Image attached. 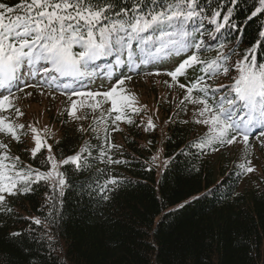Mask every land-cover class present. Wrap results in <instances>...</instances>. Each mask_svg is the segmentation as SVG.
Instances as JSON below:
<instances>
[{
    "label": "trees",
    "instance_id": "trees-1",
    "mask_svg": "<svg viewBox=\"0 0 264 264\" xmlns=\"http://www.w3.org/2000/svg\"><path fill=\"white\" fill-rule=\"evenodd\" d=\"M123 2L134 4L135 0ZM262 7L260 0H197V19L175 29L161 26L163 31L133 39L130 48L121 47L119 53L106 56L111 63L101 75L119 79L134 71L139 76L195 53L204 63L189 69L181 80L190 84L203 77L200 86L210 90L192 95L206 96L210 104L219 105L221 97L231 94L244 54L255 47L257 63H264L260 46L264 13L253 15ZM229 11L228 25L219 27L223 20L214 14L220 12L222 17ZM165 31L173 34L167 36ZM147 37L151 39L144 43ZM117 59L124 61L118 68ZM214 60L222 61L228 73L207 75L204 69ZM81 73L86 77L85 87L97 79L88 64ZM25 83L43 85L39 75L24 74L11 87L12 95ZM53 83L45 84L46 90L61 95ZM8 94L0 88V95ZM183 112L180 106L172 114L160 170L151 162L156 131L145 137L137 114L128 117L131 124L119 121L125 130L119 138L107 127L103 132L97 125L86 130L75 127L66 113L56 118L60 136L51 143L52 153L58 160L79 154L80 167L60 164L66 180L62 194L49 180L31 184L26 193L6 196L0 204V264H264V166L260 174L248 176L234 162L215 164L212 154L229 144L217 141L202 149L199 145L209 134H198L195 123L186 120ZM104 115L113 121V115ZM252 131L250 136H256L264 131V124ZM27 133L18 130L19 142L11 137L9 161L19 170L45 172L47 153L42 150L33 158L27 149ZM109 158L123 163H108ZM109 179L117 183L108 185Z\"/></svg>",
    "mask_w": 264,
    "mask_h": 264
},
{
    "label": "snow or ice",
    "instance_id": "snow-or-ice-1",
    "mask_svg": "<svg viewBox=\"0 0 264 264\" xmlns=\"http://www.w3.org/2000/svg\"><path fill=\"white\" fill-rule=\"evenodd\" d=\"M260 3L264 5V0H260ZM196 9L197 0H135L134 4H126L120 0L119 6L116 5V0H19L15 5L0 3V88L9 91L8 95H0V112L12 109L11 87L19 83L24 74L33 78L37 75L48 77L49 73L60 76L79 75L90 62L108 56L113 51L119 53L121 47L130 48V41L140 38L144 33L163 31L161 26L165 25L173 29L183 27L185 23L198 18ZM258 13H264V7L257 9L253 15ZM214 16L222 18L223 24L219 27H225L230 21L231 12L222 17L220 12H216ZM172 34L165 31L167 36ZM150 39L151 37L145 38L144 43H148ZM260 46L264 47V43ZM74 47H79L81 51L73 52ZM123 63L124 61L119 59L115 61L116 67L122 66ZM201 63L204 62L194 53L182 60L171 72L164 73L186 91L187 95L181 103L187 101L203 105L198 113L203 119L197 120L196 123L208 125L210 133L209 138L199 146L203 149L217 141L221 145H231L241 139L244 145H247L252 128L264 124V63H257L255 47L244 54L237 67L239 76L230 86L233 95L221 97L219 105L210 104L206 96L198 100L193 99L194 91L206 93L210 90L200 86L203 77H198L190 84L178 83L179 78L189 69ZM204 71L210 76L218 71L227 74L229 69L222 66V61L214 60L207 64ZM150 74L160 75L158 72ZM127 79L130 77L118 79L107 92L73 90L69 95L71 104L68 116L79 118L78 102L72 99L74 96L82 98L79 102L80 108L88 107L94 112L104 103H110L108 114L111 116L112 113H117L113 124L121 120L131 124L133 121L128 117L138 113L139 109L133 107L134 96L123 94L126 91L123 86ZM52 81H55V76ZM40 82L47 81L42 79ZM35 86L25 83L19 90L24 91L26 87ZM118 93L119 103L114 98ZM16 112L23 115L19 109H16ZM24 127L11 123L6 116L0 117V133L11 136L17 142L20 139L18 129ZM153 127L152 121L149 120L148 128ZM32 133L35 147L31 154L36 158L46 145L35 128H32ZM230 133L234 135L228 138ZM260 134L264 136V131ZM108 147H112L110 142ZM0 148L6 149L7 145L0 144ZM47 150L51 153V146H47ZM10 159L12 158L7 152L0 154V204L5 202L6 196H15L20 191L26 193L30 191L31 184L41 181L52 180L61 194L63 193L66 180L58 171L54 156L49 155L46 158L51 166V171L46 174L33 172L30 168L26 171L19 170L15 162L7 163ZM14 160L18 161L19 158ZM107 162L123 163L111 158ZM62 164L75 165L79 169L81 155L69 157ZM240 167L245 172L254 171L245 164ZM116 183L114 179L107 181L108 185ZM33 223L39 224L40 221L35 220Z\"/></svg>",
    "mask_w": 264,
    "mask_h": 264
},
{
    "label": "rangeland",
    "instance_id": "rangeland-1",
    "mask_svg": "<svg viewBox=\"0 0 264 264\" xmlns=\"http://www.w3.org/2000/svg\"><path fill=\"white\" fill-rule=\"evenodd\" d=\"M0 3L15 5L19 3V0H0ZM167 70H171V67ZM158 73H160V75L149 74L126 80V83L123 86L126 91L123 94L135 97L133 107L139 109L137 114L139 118L138 126L146 134L145 137L149 138L148 136H151L154 130L156 131L153 134L157 135V145L151 162H153L157 166V169L160 170L165 161L162 156L163 141L167 134V127L172 119V114L175 112L177 107L184 106V112L182 115L186 120L193 121L195 123L198 134H209L210 128L208 125L196 123L197 120L203 119L198 115L199 111L203 108V105L187 101L181 103L187 95L186 91L180 88L177 83L173 82L168 75L164 74L168 73L167 71ZM111 84L112 83H109L107 86L103 87L96 86L94 88L97 89L94 91L107 92L108 90L106 89ZM169 85H171V87ZM72 87L74 88L77 86L72 85ZM69 95L67 97L54 95L44 89H26L11 96L13 103L12 109L10 111L0 112V117L6 116L9 118L11 123L25 126L23 131H28L26 143L27 149L31 153L35 147V141L32 133V128H35L37 130V134L45 142V150L47 151L45 152L47 153V157L49 155L55 157L52 151L49 153L47 146H50L51 143L57 140L60 136V125L58 121H54L56 118L61 119L65 113L67 114L71 104ZM192 97L193 99L198 100L193 95ZM114 98L117 99L119 103L120 93H118ZM72 99L78 102L77 116L79 118H71L68 114L66 117L72 122V124H74L75 127L79 126L83 130H86L88 126L97 125L99 132H103L107 127L114 133L116 138H119L121 133L125 132L124 127L120 124V122L113 124V122H108L106 120L107 118L104 114L105 112H108V109L111 106L110 103H104L99 110L94 112L91 108L79 107V102L82 98L73 96ZM16 109H19L23 115H19L16 112ZM166 109H168V113L164 116V110ZM178 115L181 114H175V116ZM149 120L152 121L154 125L153 128H148ZM147 138L145 139L148 142ZM11 141V136L0 133V144L7 145L6 149L0 148V154L5 152H7L8 155L10 154L9 148ZM14 157L15 155H13V158ZM55 160L59 171L61 161L56 157ZM212 160L215 164L220 162L224 163V165H229L231 162H234L237 167L245 163L247 167L254 169V171L246 173L249 174L248 176L258 175L264 166V136L260 135L253 140H249L247 145H244L242 139L238 140L236 143L228 145L223 150L213 153ZM7 163H10V161H7ZM49 171H51L50 164L48 170L43 174H46ZM50 181L52 184L56 185L52 180Z\"/></svg>",
    "mask_w": 264,
    "mask_h": 264
}]
</instances>
